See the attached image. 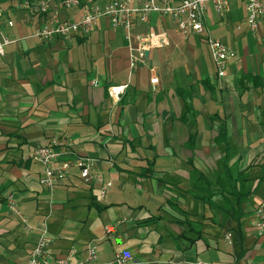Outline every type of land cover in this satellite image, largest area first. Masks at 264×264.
<instances>
[{
	"label": "crops",
	"instance_id": "obj_1",
	"mask_svg": "<svg viewBox=\"0 0 264 264\" xmlns=\"http://www.w3.org/2000/svg\"><path fill=\"white\" fill-rule=\"evenodd\" d=\"M20 1L0 6V31L14 41L0 55V264H24L44 229L53 256L74 252L71 264L85 261L88 245L98 258L84 264H107L117 253L135 264H264V237L253 226L264 204V19L251 33L237 28L242 2L230 0L222 18L207 6V34L237 55L218 77L204 38L176 35L169 18L151 15L133 28V48L151 29L165 34L168 45L131 67L125 33L106 19L71 44L39 40L32 32L40 18ZM56 15L76 20L79 12ZM151 69L157 85L149 82ZM119 85L127 87L114 102L108 88ZM221 119L235 146L229 166L250 167L251 194L239 229L205 226L191 242L181 236L175 221L183 217L174 206L196 221L211 215L186 192L192 169L210 176L220 168L223 149L214 138ZM53 138L60 144L52 148V166H71L50 195L39 185L44 166L30 154ZM81 158L91 160L88 183L76 165ZM9 195L29 232L8 210Z\"/></svg>",
	"mask_w": 264,
	"mask_h": 264
},
{
	"label": "built area",
	"instance_id": "obj_2",
	"mask_svg": "<svg viewBox=\"0 0 264 264\" xmlns=\"http://www.w3.org/2000/svg\"><path fill=\"white\" fill-rule=\"evenodd\" d=\"M230 0H37L30 3L21 0L19 5L33 14L39 16L40 23L34 27L32 36L49 41L60 39L71 44L76 38H85L95 29L100 19L108 21L112 30H122L125 38L129 42L131 67H135L136 62L143 63L147 58L150 49L165 47L168 40L163 33L150 30L146 35L138 37L137 47L130 46L131 32L138 23H145L151 15L166 17L171 20L174 30L182 35H201L206 32L205 20L206 9L211 5L219 18L227 12ZM243 3L245 16L239 26L245 25L251 33L258 31L259 23L264 19V0H238ZM61 10H77L79 17L76 20H60L56 12ZM3 12L0 10V26ZM11 26V22H8ZM211 59L213 61L218 77L225 74L226 67L230 60L237 58L233 49L227 47L221 40L208 34L206 37ZM8 36L0 31V55H3L4 48L13 43ZM135 52V54H133ZM149 82L157 85L158 78L154 70L149 71ZM127 85L110 86L108 95L118 102L124 94ZM60 144L56 138L51 139L43 146L35 147L31 154V160L44 166L43 175L39 180L40 187L48 194H52L56 183L68 175L69 162H63L60 166H52L56 155L52 151L53 146ZM80 170V177L88 183L92 176L91 160L81 158L76 163ZM111 187L108 183L98 191L97 199L104 198L106 191ZM7 208L12 215H15L24 229H30L26 219L23 217L14 198L9 195L6 199ZM255 233L258 237H264V204L255 210L254 221ZM111 228L106 229V233L111 232ZM231 235L226 233L224 240L230 243ZM53 239L44 229L34 244L29 256L24 264H71L74 252H70L65 257H55L51 253ZM86 257L84 262H94L98 258L94 247L88 245L85 249ZM79 262V264H84ZM107 264H135L132 259L124 254L117 253ZM195 264H214L211 262L197 261Z\"/></svg>",
	"mask_w": 264,
	"mask_h": 264
},
{
	"label": "trees",
	"instance_id": "obj_3",
	"mask_svg": "<svg viewBox=\"0 0 264 264\" xmlns=\"http://www.w3.org/2000/svg\"><path fill=\"white\" fill-rule=\"evenodd\" d=\"M16 1L18 0H0V6L15 3ZM26 1L34 3L37 0ZM246 78L251 79L250 77ZM242 82L243 79L238 82V86ZM214 143L223 149L219 170L208 176L197 169H192L190 172L194 177V182L186 192L193 200L207 206L211 215L202 216L200 220L196 221L190 219L187 212L174 206L176 212L183 217L182 220L175 221L183 229L181 236H186L191 242L203 237L202 229L205 226L230 230L239 229L245 214L243 204L251 194L248 186L252 181L249 176L250 167L238 170L229 166L231 159L235 155V146L228 136L224 119L220 120ZM190 144L194 145V135L190 136ZM261 167H263L262 180H264V162ZM174 205L177 206L176 203Z\"/></svg>",
	"mask_w": 264,
	"mask_h": 264
},
{
	"label": "rangeland",
	"instance_id": "obj_4",
	"mask_svg": "<svg viewBox=\"0 0 264 264\" xmlns=\"http://www.w3.org/2000/svg\"><path fill=\"white\" fill-rule=\"evenodd\" d=\"M173 32L176 34V35H179L175 30H174V28H173ZM192 35H197V34H192ZM207 32H205V33H203V34H201L200 36H201V38H204V41H205V43H206V40H205V38L207 37ZM199 36V35H198ZM207 65H208V67H209V63H207ZM28 225V224H27ZM28 227L30 228V229H24L26 232H29L30 230H31V227L28 225ZM52 238V237H51ZM53 239V238H52ZM29 256V255H28Z\"/></svg>",
	"mask_w": 264,
	"mask_h": 264
}]
</instances>
